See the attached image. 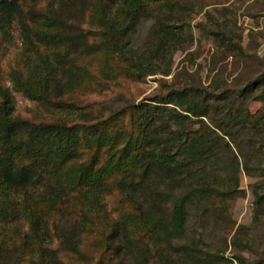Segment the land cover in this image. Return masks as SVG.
Listing matches in <instances>:
<instances>
[{"label": "trees", "instance_id": "trees-1", "mask_svg": "<svg viewBox=\"0 0 264 264\" xmlns=\"http://www.w3.org/2000/svg\"><path fill=\"white\" fill-rule=\"evenodd\" d=\"M24 1L46 7L34 25L23 24L27 55L10 70V85L0 80V264L222 261L202 241H186L190 207L231 192L203 178L217 157L204 117L219 110L241 118L245 136L264 146V69L237 89L172 88L103 115L65 98L94 80L78 60L99 58L102 73L155 74L179 42L162 0H0L3 42ZM146 20L150 36L135 44ZM17 94L65 114L29 117L17 109ZM252 100L263 103L256 113ZM262 200L256 194V204ZM96 226L100 235L83 251Z\"/></svg>", "mask_w": 264, "mask_h": 264}, {"label": "rangeland", "instance_id": "rangeland-1", "mask_svg": "<svg viewBox=\"0 0 264 264\" xmlns=\"http://www.w3.org/2000/svg\"><path fill=\"white\" fill-rule=\"evenodd\" d=\"M167 1L172 3L166 4ZM162 3L161 14L179 42L166 59L159 60L157 72L137 77L128 75L122 67L119 72L102 73L103 61L99 58L79 59L80 65L89 67L94 80L66 94L68 102L89 105L108 115L172 88L237 89L264 69V0H162ZM45 7V1H24L22 13L10 29L9 40L3 42L0 36V80L4 84L10 85V70L27 55L23 24L34 25L32 20ZM151 27V20L144 21L136 31L134 43L149 38ZM16 100L20 112L37 120H52L65 114L43 108L19 94ZM262 107L259 100L248 104L251 113ZM209 115L210 119H204L212 130L208 131L209 136L217 144V157L203 178L221 191L231 192L190 207L186 241L200 240L204 249L223 255L225 258L217 264L254 263L264 259V200L256 204V194H264V173L259 174L253 167L262 165L264 170V146L245 136L241 118L219 110ZM245 161L251 167L249 171ZM117 200L116 196L108 198L110 212ZM100 231L96 226L92 235L83 237V251H89ZM122 264L132 262L123 260Z\"/></svg>", "mask_w": 264, "mask_h": 264}]
</instances>
